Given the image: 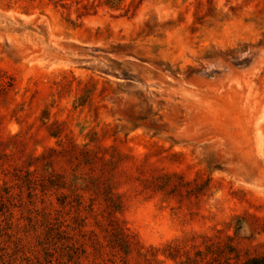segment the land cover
Listing matches in <instances>:
<instances>
[{"label":"rangeland","instance_id":"374dc122","mask_svg":"<svg viewBox=\"0 0 264 264\" xmlns=\"http://www.w3.org/2000/svg\"><path fill=\"white\" fill-rule=\"evenodd\" d=\"M0 264H264V0H0Z\"/></svg>","mask_w":264,"mask_h":264},{"label":"trees","instance_id":"16d2710c","mask_svg":"<svg viewBox=\"0 0 264 264\" xmlns=\"http://www.w3.org/2000/svg\"><path fill=\"white\" fill-rule=\"evenodd\" d=\"M109 226V236H110V245H116L123 249H128L131 245L130 239L128 235L122 230V228L118 225V223L113 219L108 221ZM95 244L99 247L101 243L95 241ZM99 251V250H98Z\"/></svg>","mask_w":264,"mask_h":264}]
</instances>
